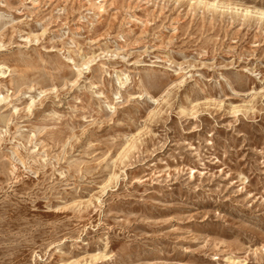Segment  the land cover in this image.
Listing matches in <instances>:
<instances>
[{"label": "rangeland", "instance_id": "obj_1", "mask_svg": "<svg viewBox=\"0 0 264 264\" xmlns=\"http://www.w3.org/2000/svg\"><path fill=\"white\" fill-rule=\"evenodd\" d=\"M262 12L0 0V264H264Z\"/></svg>", "mask_w": 264, "mask_h": 264}, {"label": "bare ground", "instance_id": "obj_2", "mask_svg": "<svg viewBox=\"0 0 264 264\" xmlns=\"http://www.w3.org/2000/svg\"><path fill=\"white\" fill-rule=\"evenodd\" d=\"M209 3H210V2H209ZM199 4H200V3H199ZM230 6H231V5H230ZM230 6H229V7H230ZM218 7H219V6H218ZM234 8H235V7H234ZM235 9H236V8H235ZM238 10H239V9H238ZM247 11L249 12V10H247ZM250 12H251V11H250ZM258 12H259V11H258ZM259 13H260V12H259ZM259 13H258V14H259ZM252 14H253V13H252ZM258 14H257V15H258ZM261 16L264 17V12L261 13ZM257 17H258V16H257ZM261 18H262V17H261ZM4 100H5V97L0 98V103H2Z\"/></svg>", "mask_w": 264, "mask_h": 264}]
</instances>
